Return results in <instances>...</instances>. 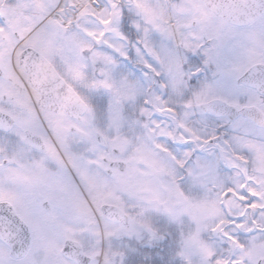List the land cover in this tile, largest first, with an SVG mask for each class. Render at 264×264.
Instances as JSON below:
<instances>
[{
    "label": "snow or ice",
    "instance_id": "snow-or-ice-1",
    "mask_svg": "<svg viewBox=\"0 0 264 264\" xmlns=\"http://www.w3.org/2000/svg\"><path fill=\"white\" fill-rule=\"evenodd\" d=\"M0 264H264V0H0Z\"/></svg>",
    "mask_w": 264,
    "mask_h": 264
}]
</instances>
